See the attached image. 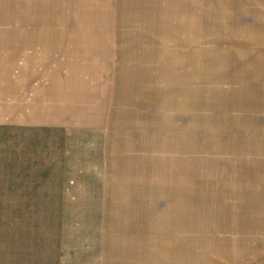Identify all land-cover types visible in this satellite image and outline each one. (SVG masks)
Instances as JSON below:
<instances>
[{"label": "rangeland", "instance_id": "374dc122", "mask_svg": "<svg viewBox=\"0 0 264 264\" xmlns=\"http://www.w3.org/2000/svg\"><path fill=\"white\" fill-rule=\"evenodd\" d=\"M186 3L0 0V264H264V15Z\"/></svg>", "mask_w": 264, "mask_h": 264}, {"label": "crops", "instance_id": "0c3cea01", "mask_svg": "<svg viewBox=\"0 0 264 264\" xmlns=\"http://www.w3.org/2000/svg\"><path fill=\"white\" fill-rule=\"evenodd\" d=\"M215 3H219V6H215ZM220 4L222 6H220ZM186 8H190L193 10H186ZM226 9L227 10H218L219 12H216L214 10H210V9ZM238 9V10H236ZM177 13H182V14H195V13H206V14H212V13H223V14H240V15H244V14H255V15H264V0H187L186 6H185V10H179V11H175ZM198 134V133H197ZM215 146V145H212ZM216 148V149H215ZM219 150H222L219 152ZM232 151L230 149H225L223 148V144L221 143V145L219 147L215 146L213 147V149L211 151H205V154H226V151ZM222 167H217L216 170H221ZM198 178V175L197 177ZM170 182H167V186L168 188H165V192L161 193V197L163 199V201L166 203L164 205H162L160 208H166V209H161V210H155L154 214L152 215L155 220L157 222H161L164 220L168 219V215L171 213L170 211L172 210L171 208H173V206L175 204H170L168 205V200L169 198H173L177 195L178 190H182L183 189H179L178 185L176 186V188L172 187V183L173 181L175 182L176 180H173L174 177L169 178ZM240 178H237L234 180V182L240 181ZM233 182V180H232ZM172 187V188H171ZM152 188L149 187V196L151 202L147 205L148 207L151 204L152 201L156 198H160L159 197H154L156 190L154 191V193H152ZM155 202V201H154ZM155 207V205H153ZM179 206V205H178ZM174 218V216L170 217V219ZM174 221L177 223V227L178 228V222H182L181 219H178L177 217L174 218ZM147 236H145L146 238H152V239H160V240H175V242L177 243L179 240V245L181 246V249L179 250V254L178 256H176L175 258L177 259L175 262L173 260V256L172 254H167L166 252L164 253L162 251V254H165L167 256V261H171L170 263H174L177 264L178 262H180V264H184V238H185V234L183 231H179L178 230H174V231H158L156 233H147ZM154 235V236H152ZM173 241H169V242H161V244H166L167 246H164L165 248H167L166 250H171V246ZM155 249H164L163 247H159V248H155ZM205 261V260H204Z\"/></svg>", "mask_w": 264, "mask_h": 264}]
</instances>
